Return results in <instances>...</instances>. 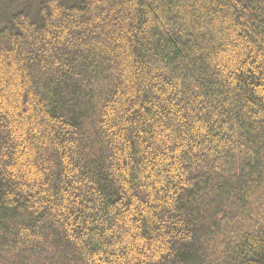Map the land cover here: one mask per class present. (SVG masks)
<instances>
[{
	"label": "trees",
	"instance_id": "16d2710c",
	"mask_svg": "<svg viewBox=\"0 0 264 264\" xmlns=\"http://www.w3.org/2000/svg\"><path fill=\"white\" fill-rule=\"evenodd\" d=\"M10 4L0 264H264V0Z\"/></svg>",
	"mask_w": 264,
	"mask_h": 264
},
{
	"label": "rangeland",
	"instance_id": "374dc122",
	"mask_svg": "<svg viewBox=\"0 0 264 264\" xmlns=\"http://www.w3.org/2000/svg\"><path fill=\"white\" fill-rule=\"evenodd\" d=\"M9 1L11 2V4L8 7L7 11L27 10L35 13L38 11L39 2H40V0H6V3ZM69 1L72 3H77L80 0H69ZM5 8L6 6L4 5L3 9ZM0 9H2V7H0Z\"/></svg>",
	"mask_w": 264,
	"mask_h": 264
}]
</instances>
